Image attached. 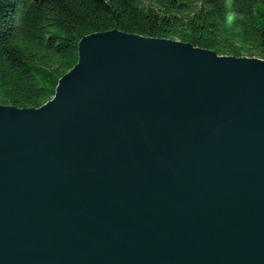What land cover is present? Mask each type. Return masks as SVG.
I'll use <instances>...</instances> for the list:
<instances>
[{
  "label": "water",
  "instance_id": "95a60500",
  "mask_svg": "<svg viewBox=\"0 0 264 264\" xmlns=\"http://www.w3.org/2000/svg\"><path fill=\"white\" fill-rule=\"evenodd\" d=\"M78 49L50 101L0 104V264H264V59Z\"/></svg>",
  "mask_w": 264,
  "mask_h": 264
},
{
  "label": "trees",
  "instance_id": "16d2710c",
  "mask_svg": "<svg viewBox=\"0 0 264 264\" xmlns=\"http://www.w3.org/2000/svg\"><path fill=\"white\" fill-rule=\"evenodd\" d=\"M111 30L264 59V0H0V104L41 107Z\"/></svg>",
  "mask_w": 264,
  "mask_h": 264
}]
</instances>
